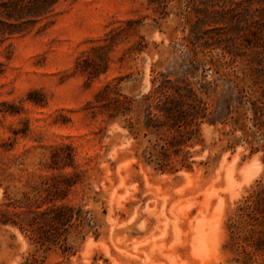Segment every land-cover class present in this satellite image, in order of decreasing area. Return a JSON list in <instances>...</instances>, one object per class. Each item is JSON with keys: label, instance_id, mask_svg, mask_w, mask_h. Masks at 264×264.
Instances as JSON below:
<instances>
[{"label": "rangeland", "instance_id": "obj_1", "mask_svg": "<svg viewBox=\"0 0 264 264\" xmlns=\"http://www.w3.org/2000/svg\"><path fill=\"white\" fill-rule=\"evenodd\" d=\"M155 6L58 0L52 13L0 44V202L66 174L76 183L63 200L95 220L80 222L65 252L63 242L44 250L0 223V264H23L30 253L44 264H240L228 225L264 181L261 143L252 152L231 119L203 122L199 141L186 148L192 167H182L181 152L159 169L144 154L156 135L131 128L126 116L111 118L122 113L106 96L97 98L110 83L139 99L181 51L193 22L182 13L184 2ZM251 114L241 120L247 129Z\"/></svg>", "mask_w": 264, "mask_h": 264}, {"label": "trees", "instance_id": "obj_2", "mask_svg": "<svg viewBox=\"0 0 264 264\" xmlns=\"http://www.w3.org/2000/svg\"><path fill=\"white\" fill-rule=\"evenodd\" d=\"M169 1L149 3L156 4L154 9L159 11ZM178 1L184 2L182 13L187 22L193 18L190 32L181 42L179 54L152 79L149 92L136 100L108 83L97 98L106 96L122 113L109 114L111 118L126 116L131 128L145 136L156 135L144 154L159 169L171 165V155L181 152L182 167H192L186 148L199 141L203 122L223 124L231 119L234 125L241 124V139L252 152L259 150L255 143H261L264 150V42L258 41L264 26V0ZM57 3L3 1L6 12L0 17V44L52 13ZM242 31L245 35H238ZM215 49H219L216 56ZM227 55L230 59L222 62ZM223 65L231 70H221ZM216 94V102H209ZM135 109L140 114H131ZM247 111L252 113L249 129L241 123ZM75 183L72 176L59 174L34 181L20 196L6 194L0 202V223L17 227L44 250L63 242V251H70V233L80 234V222H95L80 204L63 200ZM228 226L240 264H264V181L257 182L241 200ZM23 264H44V259L30 253Z\"/></svg>", "mask_w": 264, "mask_h": 264}]
</instances>
